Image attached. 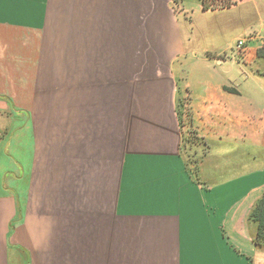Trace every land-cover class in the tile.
Instances as JSON below:
<instances>
[{"label":"crops","instance_id":"crops-1","mask_svg":"<svg viewBox=\"0 0 264 264\" xmlns=\"http://www.w3.org/2000/svg\"><path fill=\"white\" fill-rule=\"evenodd\" d=\"M175 2L0 0V264H264V0Z\"/></svg>","mask_w":264,"mask_h":264},{"label":"trees","instance_id":"trees-1","mask_svg":"<svg viewBox=\"0 0 264 264\" xmlns=\"http://www.w3.org/2000/svg\"><path fill=\"white\" fill-rule=\"evenodd\" d=\"M224 3L222 5L227 6L231 5V0H222ZM204 9L209 8L210 6L216 7L218 5L217 0H203ZM258 55L264 58V47H260L258 50ZM250 220L257 224V231L254 238V241L257 245H264V193L260 199L256 201L252 207L249 215Z\"/></svg>","mask_w":264,"mask_h":264},{"label":"rangeland","instance_id":"rangeland-1","mask_svg":"<svg viewBox=\"0 0 264 264\" xmlns=\"http://www.w3.org/2000/svg\"><path fill=\"white\" fill-rule=\"evenodd\" d=\"M175 1L176 0H174V5L176 8H178L179 4H178V2H175ZM185 3L191 7L192 5H197L199 3V0H185ZM261 41H262L261 47H264V34L261 37ZM173 61L175 62V59H173ZM229 68H230V72H231L232 77L243 76V74H244V73H242V71L239 68V65L236 62L231 61ZM251 70L252 69L248 68L247 74L250 73ZM186 133L188 135L186 138V142L189 143L190 145L193 146L194 143H197L200 140V137H198L197 134L193 130L188 129V131ZM188 161L191 164V163H195V161H197V160H196V157H194V155L189 154L188 155ZM193 168H194L193 170L197 169L196 166H193Z\"/></svg>","mask_w":264,"mask_h":264},{"label":"built area","instance_id":"built-area-1","mask_svg":"<svg viewBox=\"0 0 264 264\" xmlns=\"http://www.w3.org/2000/svg\"><path fill=\"white\" fill-rule=\"evenodd\" d=\"M232 1V0H231ZM224 2L223 1H219L218 0V5L216 6V7H220V6H224V5H222ZM233 3V2H232ZM231 3V4H232ZM213 7V6H212ZM246 39H239V41H238V44H237V47L242 51V50H244V48H245V46H246Z\"/></svg>","mask_w":264,"mask_h":264}]
</instances>
